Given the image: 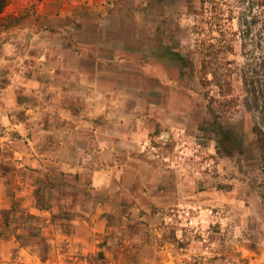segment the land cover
Segmentation results:
<instances>
[{
  "label": "rangeland",
  "instance_id": "obj_1",
  "mask_svg": "<svg viewBox=\"0 0 264 264\" xmlns=\"http://www.w3.org/2000/svg\"><path fill=\"white\" fill-rule=\"evenodd\" d=\"M4 1L8 58L39 54V42L49 54L100 57L119 85L180 110L181 133L159 137L157 127L146 147L165 172L152 194L170 201L148 198L121 228L120 243L143 255L102 264H264V157L253 133L264 132V0ZM9 70L26 72L14 62ZM214 121L240 137L229 156L218 152Z\"/></svg>",
  "mask_w": 264,
  "mask_h": 264
},
{
  "label": "crops",
  "instance_id": "obj_2",
  "mask_svg": "<svg viewBox=\"0 0 264 264\" xmlns=\"http://www.w3.org/2000/svg\"><path fill=\"white\" fill-rule=\"evenodd\" d=\"M6 46L0 48V264L142 256L120 243L121 232L129 217L148 209V198L170 201L152 194L165 172L146 147L157 127L159 137L181 133L174 119L180 110L119 85L100 57L90 64L63 50L49 54L39 42V54L14 51L8 58ZM12 62L25 75L12 77Z\"/></svg>",
  "mask_w": 264,
  "mask_h": 264
},
{
  "label": "trees",
  "instance_id": "obj_3",
  "mask_svg": "<svg viewBox=\"0 0 264 264\" xmlns=\"http://www.w3.org/2000/svg\"><path fill=\"white\" fill-rule=\"evenodd\" d=\"M4 5H5V1L0 0V13L4 9ZM261 32L263 34V42H264V21L261 24ZM213 78L217 80L216 76H214ZM256 101H257V96L254 97V102ZM255 105H256L255 108H258V105L256 103ZM246 107L247 109H250V106L247 105ZM260 114L262 116V121L264 124V107H261ZM224 128L232 129V130L235 129L229 124L228 126L223 127L221 124H218L216 121H214L212 124V132L217 138L216 144H217L218 152L220 153L224 152L226 155L229 156L230 155L229 153L231 151L229 145L234 146L238 142L237 138L239 137V135L237 136L236 133H233V131H228V130L225 131L223 130ZM253 133L255 134L257 138L256 147L259 149L260 153L264 157V132L262 131L260 126L255 125L253 128ZM239 153L242 154V152H239Z\"/></svg>",
  "mask_w": 264,
  "mask_h": 264
}]
</instances>
